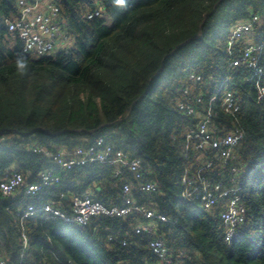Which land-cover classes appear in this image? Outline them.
Wrapping results in <instances>:
<instances>
[{
    "label": "trees",
    "instance_id": "1",
    "mask_svg": "<svg viewBox=\"0 0 264 264\" xmlns=\"http://www.w3.org/2000/svg\"><path fill=\"white\" fill-rule=\"evenodd\" d=\"M16 1L0 0V181L17 171L25 183L38 182L50 165L33 153L35 145L72 151L102 137L152 171L159 189L148 207L174 222L156 229L174 264H264V96L258 93L264 87V0H51L74 43L40 59L24 53L8 31ZM99 6L103 15L88 20ZM253 17L258 22L250 37L261 47L256 67L232 68L242 42L229 57L230 30ZM189 75L201 77L190 92L201 94L204 105L225 91L240 105L235 120L220 99L212 105L214 126L225 134L237 120L243 139L224 166L215 152L207 154L214 167L204 173L225 185L233 178L240 189L246 221L230 243L223 240L221 208L199 210V199L181 198L182 176L200 165L184 151L196 119L178 108ZM58 175L57 185L32 197L0 192V258L8 264L154 261L148 237L133 233L135 217L100 218L81 228L38 214L25 222L29 246L22 255L18 212L26 205L65 206L62 196L86 193L105 206L120 204L121 182L130 178L127 171L115 178L112 167L96 161Z\"/></svg>",
    "mask_w": 264,
    "mask_h": 264
},
{
    "label": "built area",
    "instance_id": "2",
    "mask_svg": "<svg viewBox=\"0 0 264 264\" xmlns=\"http://www.w3.org/2000/svg\"><path fill=\"white\" fill-rule=\"evenodd\" d=\"M18 15L7 22L8 31L14 33L23 43V51L34 59L50 57L59 52H66L73 46L74 39L67 28V23L60 16L58 8L51 0H17ZM104 13L102 6L86 14L91 20L101 17ZM258 22V17L251 21L237 24L230 30L227 39V54H233L232 49L242 42L241 55L232 60V68L245 67L255 69L256 56L261 47L251 39L252 27ZM256 73L260 76V70ZM201 81L200 76L189 75L182 91V100L178 102V108L187 117L196 119L195 128L185 136V153L191 152L194 159L199 162L191 176L184 174L181 178L183 200L192 197L201 202L204 210L221 208L220 219L223 228V240L230 243L237 235L238 230L246 221V212L241 202L240 189L232 178L225 185L224 182H213L204 173L214 167L213 159H206L207 154L215 152L213 158L220 160L222 165L235 158V149L243 139V131L238 126H233L225 134H222L213 124L214 111L212 105L221 101L222 110L231 116L233 120L240 111V105L230 91H225L221 97L214 94L208 98V103L203 104L202 95L193 96L190 91ZM228 79L225 80L227 82ZM199 92V91H197ZM258 93L264 96V87H258ZM222 134V135H221ZM33 153L42 155L50 167L43 170L38 176V182L27 184L20 172L13 171L0 181V192L10 197H32L42 190L57 185L60 182L58 173H64L83 167L89 162L105 163L113 168L115 178H120L127 171L129 179L121 182L120 204L103 205L95 200L91 193L82 196H62L68 203L58 206L45 203L40 206L33 204L18 212V228L22 255L28 250L29 242L25 228L28 219L35 218L38 214H44L51 219L62 223L85 227L92 221L100 218H125L135 217L138 224L134 227L136 235H146L149 239V251L154 259L152 263L145 264H174L173 259L163 239L156 236L157 224H172L165 216L156 213L148 207L151 197L157 193L159 186L151 180L152 171L143 167L138 158L117 149L104 138H98L89 145L78 147L72 151L59 150L52 152L42 146H33ZM232 172H238L232 169ZM146 198L138 200L137 196ZM112 241V237L108 238ZM126 246V241L121 242ZM22 258V256H20ZM0 264H8L6 259L0 258Z\"/></svg>",
    "mask_w": 264,
    "mask_h": 264
},
{
    "label": "rangeland",
    "instance_id": "3",
    "mask_svg": "<svg viewBox=\"0 0 264 264\" xmlns=\"http://www.w3.org/2000/svg\"><path fill=\"white\" fill-rule=\"evenodd\" d=\"M202 209V207L201 206H199V210H201Z\"/></svg>",
    "mask_w": 264,
    "mask_h": 264
}]
</instances>
